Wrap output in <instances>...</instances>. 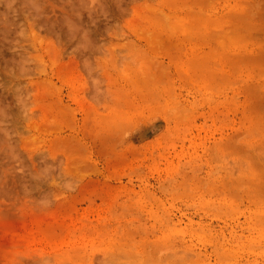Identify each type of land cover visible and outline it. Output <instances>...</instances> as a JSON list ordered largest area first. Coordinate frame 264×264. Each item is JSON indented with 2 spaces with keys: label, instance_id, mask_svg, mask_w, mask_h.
Masks as SVG:
<instances>
[{
  "label": "rangeland",
  "instance_id": "rangeland-1",
  "mask_svg": "<svg viewBox=\"0 0 264 264\" xmlns=\"http://www.w3.org/2000/svg\"><path fill=\"white\" fill-rule=\"evenodd\" d=\"M159 1L0 0V264H264V202L248 204L231 194L222 199L221 185L212 180L237 175L240 166L264 172V99L260 122L249 119L255 114L247 104L264 91L249 94L240 80L214 87L176 82L179 105L168 104L167 120L161 100L127 131L136 149L126 162L101 151L86 106L94 96L101 98V112L126 105L123 94L128 99L135 81L131 46L143 49L150 37L167 43L175 14L182 22L174 25L196 30L181 37L190 50L179 56L185 68L196 59L202 73L203 64L228 60L230 74L247 79L245 87L264 85V0H211L209 8L210 0ZM182 4L192 6L189 12ZM197 10L204 17L193 16ZM249 24L256 28L248 30ZM204 28L208 39L199 35ZM227 29L237 42L223 40L229 48L223 54L221 33L214 32ZM160 56L150 63L166 65ZM255 123L262 128L248 130ZM193 175L195 182L210 179L216 194L160 191ZM146 190L158 202L137 203Z\"/></svg>",
  "mask_w": 264,
  "mask_h": 264
},
{
  "label": "bare ground",
  "instance_id": "bare-ground-1",
  "mask_svg": "<svg viewBox=\"0 0 264 264\" xmlns=\"http://www.w3.org/2000/svg\"><path fill=\"white\" fill-rule=\"evenodd\" d=\"M158 1L159 0H157V2ZM171 1L172 2H177L178 0H175V1L174 0H170V2ZM193 1H196V0H193ZM201 1H203V0H201ZM207 1H206V3H207ZM215 1H226V0H215ZM233 1H235V0H233ZM132 2H133V0H132ZM159 2L161 3V1H159ZM214 2H212L210 0L208 2V4L209 3H211V4H209V5L206 4V5H208L207 8H209V6H212L214 4ZM192 3L195 4V2H192ZM157 4H159V3H157ZM183 5H185V4H182L181 6L184 7ZM186 6H187V8H186ZM190 6H191L190 4H189V6L185 5V8L188 9L187 10L188 12H189L190 8L192 7V6L191 7ZM195 6H196V4H195ZM200 6H204V4H202V5L200 4ZM230 6H232V5H230ZM241 6H242V9H243V5H241ZM174 7H176V6H174ZM182 7H179V8L181 9ZM196 7L202 13V10H200V9H202V7L200 8L199 4ZM153 9H155V8H153ZM153 9L149 8L148 12L150 10H152L151 12L154 13ZM211 9H212V7H211ZM198 10L196 12H194L193 16L194 15L196 16V14L199 15V11ZM158 11H160L159 8H158ZM151 12H150V14H148V13L147 14L151 15ZM238 12L239 11H237L236 13H238ZM192 13H193V9H192ZM159 14L157 15L158 18L160 16ZM203 14L199 15V16L204 17ZM168 15H165L164 13H163V15L161 14L163 20L164 19L165 20L168 19L171 14L169 16ZM157 16H154V17H157ZM174 16H173V18H174ZM230 16H232V19L234 18L233 17L234 15H230ZM171 17H172V15H171ZM217 17H219V16H217ZM173 18L171 19V22L173 24H171L170 21L168 22L169 25L171 24L170 28H167L168 25H166V22L164 24L166 26V28H167L165 34L169 37L168 39H166V41L168 40L167 43L161 42L162 41L161 39H160L161 41L157 40V39L156 40L153 39L155 37H153V38L150 37V35L152 36L153 33L150 34L148 32L150 35L147 33L149 35L147 38L149 40V37H150V39H152V40H150L149 43H147L145 48L141 49L140 47H137L135 44L131 46L132 48H135L134 51H136V53H135V59H133L132 62H131L132 63L131 65H133L132 66V74H133V76H132L131 73H129L128 74L129 76H127V77H130V74H131V78L133 79V77H134L135 81H134V84L131 85L132 84V80H131V78H129V80L131 82L130 81H128V82L131 83L130 85L132 87H131L130 93H128V99H127V97L125 95L126 93L123 94V96L126 98L125 99L126 100V105H123L122 108H120V107L119 108H117V107H115V108L114 107H104L103 106L104 104L101 102L103 104V105L101 104V106L104 107V108H102L103 111L101 112L99 110L100 102L98 101L99 99L101 101V98H97L98 96L95 98V96H94V101H96L97 103L96 102L95 103L91 102V103L88 104V106H86V109L88 110L87 114L88 115L90 114L91 115L90 116L91 120L96 122V123L93 122L94 123L93 127L95 125H97L96 127H98V129L96 127L95 128L98 130L97 133L99 134V136L101 135L100 136V140H101V143H102L101 151H104L103 152L104 154H107V155H109V154L118 155L121 159H123L124 162H126L127 159H128V156H130L132 154V152L136 149V147L133 146L131 143L128 144L127 140L125 139L127 134H129L127 131L131 132V130H129V129H132V124H134L138 119H140L138 117L144 116L143 113H145V112L149 113L150 111H154L156 108H158L155 105L158 106L161 100L162 101L165 100V102H166V106L164 107L165 110H162V114H161L162 118L166 121L167 120V116H168V112H167V108L166 107H168V104L170 103V104H173L174 106L179 105L178 102L175 100V98L177 99V97L175 95V92H174L177 89L175 87L176 82H181L183 84L188 83V84H191V85L192 84H197L198 86H204V87H206V86L214 87V84L217 85L219 83H223V84H227L228 83L229 85L230 84L234 85L235 83L238 82V80H240V83H241L240 88H242V89L244 88V91H246L247 93H249V91H252L253 94H254V93H257V92L260 93L261 91H264V85L263 86H261V85H255V86L254 85H247L245 87V84L247 83V79L243 80V79H239V78L233 77L232 74H230L229 68H227L228 67V62H227L228 60L218 59L217 61H215V63L203 64L202 66L199 67L200 70H203L202 73H198V72L196 73L197 66H195L196 63L194 62V61H196V59H194V61L191 60L187 67H191V65H192L191 69L195 73H193L194 75H189L188 72H187L189 68H187V67L185 68V65L183 64V62H180V58H179V56L181 54L183 56L184 55H188L186 52L189 50V48L187 49V47L184 46L183 43L185 42V40H181V37H184V38H187L188 36L190 37L191 35H193L195 33L196 30L190 31L191 29L189 27H186V25L184 23L183 24H181V23L179 24L177 22V24H179V25H176V24L174 25L173 21H175V20L176 21H179V20L181 21V19L179 18V20H178V18H176V17L174 19ZM239 18H236V19H238L239 22H240L241 18L240 19ZM243 18L244 17H242L241 22L245 21V18L244 19ZM191 19H192V17H191ZM197 19H200V18H195V20H197ZM168 20H170V19H168ZM157 21L160 23L161 20L157 19ZM193 22H194V20H193ZM195 22H197V21H195ZM246 22L248 23V21L244 22L245 25H247ZM146 24H148V23H145L144 26ZM224 24L227 25V23H224ZM147 26H150V25H147ZM252 26L253 25L246 26V28H248V30H250V31H253L252 29L256 28V27H252ZM237 27H238V25H237ZM249 27H250V29H249ZM232 28H234V29H232V32H233L232 34H234V33L236 34V32H237L236 30H239V27L236 30H235L236 27H232ZM257 28H259V26ZM262 30L260 29L261 32L259 30L258 31L260 33H263L264 29H262ZM230 32H231V28L229 30V33ZM160 33H162V32H160ZM219 33H221V35H220L221 37L219 36V38H221L219 40V42L220 41L222 42L225 39H228L227 43H229L230 41H236V40H232L235 37V34H234V37H233V35L231 36V33L228 34V29H227V33H226V30L224 32L221 31V30H218V31L214 32V35L216 36ZM137 34H139V33H137ZM227 34L230 35V37H233V38L231 39ZM144 35H146V34H144ZM160 35H162V34H159V38H162L163 36L161 37ZM177 35H179V37L177 38V40H175ZM199 35H201L202 38H204V39H208L210 37V35H211V31H208V28H204V30L199 32ZM242 35L243 34H241V36ZM253 35H251V36L253 37ZM138 36L141 37L140 34L137 35V37ZM259 36H261V34H259ZM157 37H158V35H157ZM239 37H240V34H239ZM256 37H258V35L254 36L255 39H256ZM236 38H238L237 35H236ZM242 38H243V36H242ZM254 38H251V43H252V39H254ZM154 41H156V42L153 43ZM159 41H160V43H157ZM254 41L256 42V40H254ZM221 42L219 43L220 46H219V44H217V46L222 48V50L224 51L223 54H227L226 50L229 49V48L225 45L224 41H223L224 44L223 43L221 44ZM263 42H264V40H263ZM263 42H261V43H263ZM237 44H239V43H237ZM229 45H230V43H229ZM231 45L235 46L233 44H231ZM212 46H216V45L213 44ZM242 47L243 46L241 45V48ZM259 47H261V46H259ZM259 47H257V49ZM193 49H195V48H193ZM77 52H79V49H78ZM160 55L161 56H166L165 58H167V60H168L166 65H162L164 62L163 63L161 62V64H159L158 61L153 63V64H151L153 61H156V59H159ZM121 59L125 60V58H121ZM251 60H253V59H251ZM260 60H261V58H260ZM262 61H264V58H263ZM73 62H74V60H73ZM147 62L148 63L151 62L150 63L151 66ZM229 62H230V64H236V65H239V63H240V62H237V61H235V62L229 61ZM70 63L72 64V62H70ZM119 63L121 64V62H119ZM76 64H78V63H76ZM75 68H76V65L72 64L71 67H70V70H76ZM263 69H264V65H263ZM259 71H260V68L258 67L256 73L259 74L260 73ZM261 72H264V71L261 70ZM261 74H263V73H261ZM192 76H195L196 78H193ZM94 83H96V81ZM223 84L219 85V88L224 86ZM160 87L164 88L162 90V92L158 90ZM217 88H218V86L216 87V90H217ZM218 92H219V90H218ZM220 93H222L221 90H220ZM249 94H247V97L249 96ZM102 96L105 97L106 94H103V92H102ZM116 96H118V95L116 94ZM106 97H108V96H106ZM255 97L256 98H254V99H249L248 102H247V104L250 106V109L255 114L254 117H249V119L251 121H259L258 120V116H257L256 113L259 111V108L263 107L261 111L264 110V105H262V107H260L261 106L260 105L261 99L262 98L264 99V97H262V95L260 97H257L256 94H255ZM107 99H109V98H107ZM107 99H106V101H107ZM82 101H83V99H82ZM146 101H148V102H146ZM76 103H77V101H76ZM98 103H99V106H98ZM162 103L163 102H161V104ZM153 104H155V105H153ZM78 105L80 106V103ZM159 109H158V111H160ZM84 110H85V108H84ZM158 111H156V112H158ZM179 116L180 115L178 113V117ZM261 128H262L261 125H257L255 123V125H250L248 127V130H250V129L260 130ZM222 144H224V143H222ZM145 147H146V145L143 146V149H145ZM225 147L226 146H224V149H226ZM222 149H223V147H222ZM257 149H259V148H257ZM227 151H226V153H227ZM223 152H225V151H223ZM226 153H225V155L227 157L228 153L227 154ZM232 155L233 154H231V156ZM240 155L242 156V154L238 153L236 155L234 154L233 156L236 157V156H240ZM231 159H232V157H231ZM105 160H107V157H106ZM226 160H227V158H226ZM233 160L234 159H232L231 162ZM233 167H235V166H232V168ZM223 170H224V168H223ZM227 170H229V169H227ZM229 173H228L227 177L223 178L221 181L218 178H216V177L212 178V180H215V181L219 182L218 184L221 185V190L218 192L217 196L218 195L221 196L222 199H227V198L229 199L230 198L229 194H231V195L236 196L238 198L239 197L242 198L243 199L242 201H245L248 204H259V203H263L264 202V172L263 173L260 172L259 174L258 173H249V171L245 167L240 166L239 172L236 173L237 175H235V173L234 174L233 173L229 174ZM196 177L197 176H195V175L189 176V177L183 176L182 180L174 182V185L172 187H168V188L165 187V189L160 190V191L165 196L170 195V194H179V193H182V191L185 194V192L187 193L189 191V189L197 190V191L199 189L200 191L208 192V194L209 193H211V194L215 193L216 194V191L210 188V182H211L210 179H207L205 182L204 181L202 182V178H200V179H197V182H195L194 180H195ZM241 183H243V184L245 183L246 186L245 187L236 186V185H239ZM229 184H230V187L228 188V190H225L226 187ZM230 188H232V189H230ZM253 188H256V189L255 190H249V189H253ZM180 190H182V191H180ZM233 191H235V192H233ZM188 193H190V192H188ZM154 194H155L154 192L146 190L135 201L137 203H139V204H141V203L144 204L146 202H150V203L153 202L154 203V201L158 202L157 201L158 199L153 197ZM190 194H187V195H190ZM191 195L193 196V194H191ZM151 200H153V201H151ZM122 208H124V206H122ZM221 245H223V244H221ZM177 246H179V245H177Z\"/></svg>",
  "mask_w": 264,
  "mask_h": 264
}]
</instances>
